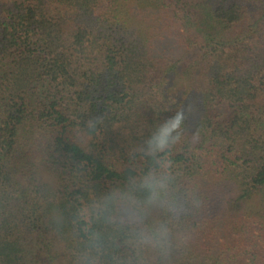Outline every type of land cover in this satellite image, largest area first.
<instances>
[{
  "label": "trees",
  "instance_id": "obj_1",
  "mask_svg": "<svg viewBox=\"0 0 264 264\" xmlns=\"http://www.w3.org/2000/svg\"><path fill=\"white\" fill-rule=\"evenodd\" d=\"M149 172L167 252L107 219ZM0 264H264V0H0Z\"/></svg>",
  "mask_w": 264,
  "mask_h": 264
},
{
  "label": "clouds",
  "instance_id": "obj_2",
  "mask_svg": "<svg viewBox=\"0 0 264 264\" xmlns=\"http://www.w3.org/2000/svg\"><path fill=\"white\" fill-rule=\"evenodd\" d=\"M171 126H167L168 124ZM181 119L179 116L170 118V121L165 122L162 125V133L157 136L153 135L147 142L149 149L146 151V155L155 156L156 153L164 151L169 147L170 142H174L178 138H182L186 135V130L180 126ZM175 132V137H172V133ZM198 133H194L196 135ZM155 141L156 146L151 147L152 142ZM169 184L170 177L167 173L157 175L153 172H149L147 175L140 178L137 182H134L133 187L143 189L147 195L143 201L138 200L133 194V189L130 188L127 192H115L109 193L108 200L110 201V207L106 209L108 212L107 219L117 225L127 223L133 231V239L137 246L148 247L158 250L160 252H167L170 246V229L167 224H160L155 228L145 230L137 226L142 223L143 209L146 206L154 205L164 208L167 212L173 215L178 213V207L176 201L169 196Z\"/></svg>",
  "mask_w": 264,
  "mask_h": 264
}]
</instances>
